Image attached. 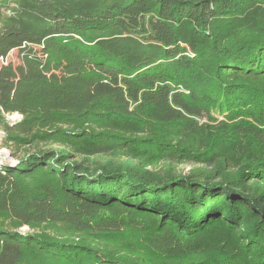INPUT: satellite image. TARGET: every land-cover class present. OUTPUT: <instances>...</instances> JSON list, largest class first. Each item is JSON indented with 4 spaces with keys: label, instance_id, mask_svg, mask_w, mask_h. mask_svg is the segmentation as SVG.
Here are the masks:
<instances>
[{
    "label": "trees",
    "instance_id": "trees-1",
    "mask_svg": "<svg viewBox=\"0 0 264 264\" xmlns=\"http://www.w3.org/2000/svg\"><path fill=\"white\" fill-rule=\"evenodd\" d=\"M14 49L0 264H264V0H0Z\"/></svg>",
    "mask_w": 264,
    "mask_h": 264
},
{
    "label": "rangeland",
    "instance_id": "rangeland-1",
    "mask_svg": "<svg viewBox=\"0 0 264 264\" xmlns=\"http://www.w3.org/2000/svg\"><path fill=\"white\" fill-rule=\"evenodd\" d=\"M23 61L20 57V50L19 49H14L11 51V53L8 55L7 59L3 62L0 63V68L1 67H8L10 69V72L5 73L7 77V86L0 88V98L1 97H6L7 92H3V89H8V91L13 94L15 92V89L17 87V83L19 80V77L21 76V67L23 66ZM18 114H10L9 118L16 120L18 119ZM13 151V154H12ZM10 152V153H9ZM23 155V150L17 151L11 147H8L5 142H4V133L0 129V160H5L7 159L10 162H15L11 159L16 160L17 157L21 154ZM9 156V157H7Z\"/></svg>",
    "mask_w": 264,
    "mask_h": 264
},
{
    "label": "built area",
    "instance_id": "built-area-1",
    "mask_svg": "<svg viewBox=\"0 0 264 264\" xmlns=\"http://www.w3.org/2000/svg\"><path fill=\"white\" fill-rule=\"evenodd\" d=\"M1 60H2V61H5V59H4L3 57L1 58ZM17 114H18V113H17ZM17 117H18V118H21V115H20V114H18V116H17Z\"/></svg>",
    "mask_w": 264,
    "mask_h": 264
},
{
    "label": "water",
    "instance_id": "water-1",
    "mask_svg": "<svg viewBox=\"0 0 264 264\" xmlns=\"http://www.w3.org/2000/svg\"><path fill=\"white\" fill-rule=\"evenodd\" d=\"M9 153H10V152H9ZM7 157H9V156H7ZM11 160H14V159H11ZM15 162H18V160L16 159Z\"/></svg>",
    "mask_w": 264,
    "mask_h": 264
},
{
    "label": "bare ground",
    "instance_id": "bare-ground-1",
    "mask_svg": "<svg viewBox=\"0 0 264 264\" xmlns=\"http://www.w3.org/2000/svg\"><path fill=\"white\" fill-rule=\"evenodd\" d=\"M13 161H15V160H13Z\"/></svg>",
    "mask_w": 264,
    "mask_h": 264
}]
</instances>
